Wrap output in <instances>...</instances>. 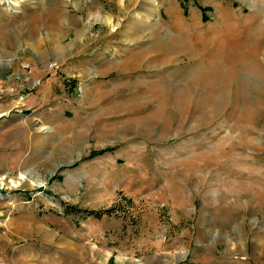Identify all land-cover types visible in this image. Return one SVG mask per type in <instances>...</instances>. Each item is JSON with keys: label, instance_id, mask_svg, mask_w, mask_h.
Wrapping results in <instances>:
<instances>
[{"label": "rangeland", "instance_id": "obj_1", "mask_svg": "<svg viewBox=\"0 0 264 264\" xmlns=\"http://www.w3.org/2000/svg\"><path fill=\"white\" fill-rule=\"evenodd\" d=\"M120 1L0 3V264H264V0Z\"/></svg>", "mask_w": 264, "mask_h": 264}, {"label": "bare ground", "instance_id": "obj_2", "mask_svg": "<svg viewBox=\"0 0 264 264\" xmlns=\"http://www.w3.org/2000/svg\"><path fill=\"white\" fill-rule=\"evenodd\" d=\"M5 1H8V8L7 10H17L18 6H19V1L20 0H0V3H3ZM146 2L148 4L147 8L144 10H134L132 13H128L131 14L130 15V20L128 21L129 26L134 25L137 28H143L145 30L151 29L152 27H154L156 25V21L155 19L159 16V7L157 4V0H143V2ZM121 2V1H120ZM121 4L124 5L123 11L127 12L130 8V6L132 7V5L134 4L131 0L128 1V4L126 5L125 0L121 2ZM122 6V5H121ZM104 23L108 24L110 26H112L113 28L115 27H119L121 25V21L117 20V22H115V20L112 18V16L108 15L107 17L104 18ZM84 31H79V37L84 36ZM207 71H209L210 69H206ZM201 74L197 79H200L202 81H208V79H210L211 75H207L208 73ZM17 105H24L23 100H20L19 102H17ZM16 106V104H15ZM43 128V127H42ZM46 128H44L43 130H45ZM48 130H50L48 128ZM8 176H1L0 177V188H2L7 180ZM31 178V177H30ZM29 179V176H27V174H22L20 177L18 178H13L9 181V184L12 188H19L21 187L27 180ZM33 181V182H32ZM31 181V185L33 187H42L45 186V181L40 180V179H34Z\"/></svg>", "mask_w": 264, "mask_h": 264}, {"label": "trees", "instance_id": "obj_3", "mask_svg": "<svg viewBox=\"0 0 264 264\" xmlns=\"http://www.w3.org/2000/svg\"><path fill=\"white\" fill-rule=\"evenodd\" d=\"M102 153H104V151L93 152V155H99V154H102Z\"/></svg>", "mask_w": 264, "mask_h": 264}]
</instances>
